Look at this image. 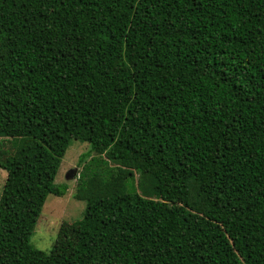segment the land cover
Returning a JSON list of instances; mask_svg holds the SVG:
<instances>
[{
	"label": "trees",
	"instance_id": "obj_1",
	"mask_svg": "<svg viewBox=\"0 0 264 264\" xmlns=\"http://www.w3.org/2000/svg\"><path fill=\"white\" fill-rule=\"evenodd\" d=\"M0 168V264H264V0H0Z\"/></svg>",
	"mask_w": 264,
	"mask_h": 264
},
{
	"label": "rangeland",
	"instance_id": "obj_2",
	"mask_svg": "<svg viewBox=\"0 0 264 264\" xmlns=\"http://www.w3.org/2000/svg\"><path fill=\"white\" fill-rule=\"evenodd\" d=\"M86 154L87 161L93 155L90 145L85 141L71 139L64 156L62 157L57 175L54 179L56 184H66V192L62 196L49 194L42 206L40 215L32 230L30 240L38 249L48 253L54 244L58 229L63 222L71 223L81 218L85 211V201L75 197V180L74 177L66 179L65 174L76 167L79 172L84 162H81V156ZM6 179V171L0 168V194Z\"/></svg>",
	"mask_w": 264,
	"mask_h": 264
},
{
	"label": "water",
	"instance_id": "obj_3",
	"mask_svg": "<svg viewBox=\"0 0 264 264\" xmlns=\"http://www.w3.org/2000/svg\"><path fill=\"white\" fill-rule=\"evenodd\" d=\"M76 172H77V168H76V167L71 168V169L65 174V178H66V179H69V178L74 177V175L77 174Z\"/></svg>",
	"mask_w": 264,
	"mask_h": 264
}]
</instances>
